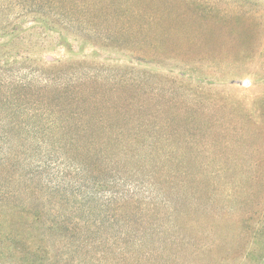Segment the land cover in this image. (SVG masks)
<instances>
[{
  "label": "rangeland",
  "instance_id": "374dc122",
  "mask_svg": "<svg viewBox=\"0 0 264 264\" xmlns=\"http://www.w3.org/2000/svg\"><path fill=\"white\" fill-rule=\"evenodd\" d=\"M0 69L84 85L69 102L141 158L133 217L81 207L65 232L10 213L1 130L0 264H264V0H0Z\"/></svg>",
  "mask_w": 264,
  "mask_h": 264
},
{
  "label": "trees",
  "instance_id": "16d2710c",
  "mask_svg": "<svg viewBox=\"0 0 264 264\" xmlns=\"http://www.w3.org/2000/svg\"><path fill=\"white\" fill-rule=\"evenodd\" d=\"M42 75L23 79L0 74V127L4 128L0 131L9 143L4 159L9 199L21 206L10 213L32 217L33 223L53 220L51 227L56 230L61 225L65 232L71 230L70 223L57 220L77 215L81 207L84 214L92 215L108 205L119 216L133 213V217L136 212L127 208V201L115 199L116 189L138 172L134 165L141 158L132 152L131 132L124 127L111 132L104 120L106 110L99 106L95 110L73 106L71 95L88 94L84 85L75 93ZM91 112L98 120L88 119ZM114 112L120 115L122 110Z\"/></svg>",
  "mask_w": 264,
  "mask_h": 264
}]
</instances>
